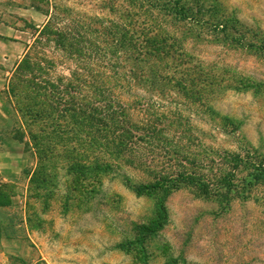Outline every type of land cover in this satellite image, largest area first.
<instances>
[{"label": "rangeland", "instance_id": "374dc122", "mask_svg": "<svg viewBox=\"0 0 264 264\" xmlns=\"http://www.w3.org/2000/svg\"><path fill=\"white\" fill-rule=\"evenodd\" d=\"M59 5L72 19L96 18L100 36L114 39L127 99L157 112L167 157L207 156L208 167L224 151L240 155L229 162L240 178L264 164V0H0V23L25 29L30 45L47 19L34 6ZM6 68L0 150L19 145L24 156L19 179L0 186V264H264L263 179L217 199L180 188L145 256L117 249L156 216L154 200L129 188L146 170L116 162L76 125L47 113L25 119L9 94L13 61Z\"/></svg>", "mask_w": 264, "mask_h": 264}, {"label": "trees", "instance_id": "16d2710c", "mask_svg": "<svg viewBox=\"0 0 264 264\" xmlns=\"http://www.w3.org/2000/svg\"><path fill=\"white\" fill-rule=\"evenodd\" d=\"M34 8L47 19L35 26L36 36L15 66L14 84L9 88L15 106L24 111L25 119L32 115L34 123H38L35 120L38 116L47 113L49 117L52 115L56 120L82 128L95 136L97 147L107 149L116 162H128L129 169L144 168L149 176L148 180L134 182L129 188L154 200L156 216L149 223L137 224L135 237L116 245L117 249L144 255L148 239L163 227L167 198L180 188H189L199 198L217 199L236 191V187L250 189L260 179L264 180L262 161L240 178L229 162L237 166L242 157L229 156L226 151L208 167L200 163L204 159L210 162L207 156L198 155V161L194 158L188 161L178 151L167 150L177 159L167 157L166 148L161 144L167 140L160 135L165 124L154 110L147 116L145 98L127 99L134 97V93L120 82L131 81L129 70L121 63L123 59L115 49L114 39L105 40L100 36L97 19H72L66 16L69 11L64 12L60 5L51 6L52 10ZM58 64L66 68L68 75L56 70ZM131 109L137 110L139 118L133 116ZM27 127L31 130L28 123ZM35 139L32 144L42 149ZM187 153L190 155L191 151ZM134 261L138 263V258ZM21 264H26L23 258Z\"/></svg>", "mask_w": 264, "mask_h": 264}, {"label": "crops", "instance_id": "0c3cea01", "mask_svg": "<svg viewBox=\"0 0 264 264\" xmlns=\"http://www.w3.org/2000/svg\"><path fill=\"white\" fill-rule=\"evenodd\" d=\"M27 31L19 26L0 23V129L9 118V108L2 96L5 87L4 73L8 72L6 63L13 61L16 66L26 48ZM17 54V55H16ZM14 55L17 56L14 60ZM23 149L19 145H7L0 150V186L3 183L16 182L22 171ZM11 240V238H6Z\"/></svg>", "mask_w": 264, "mask_h": 264}]
</instances>
